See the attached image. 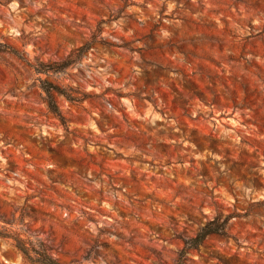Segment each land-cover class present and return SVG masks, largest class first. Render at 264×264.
<instances>
[{
  "label": "rangeland",
  "instance_id": "1",
  "mask_svg": "<svg viewBox=\"0 0 264 264\" xmlns=\"http://www.w3.org/2000/svg\"><path fill=\"white\" fill-rule=\"evenodd\" d=\"M0 42L2 235L180 264L217 207L241 216L181 264H264V0H0ZM40 80L86 96L56 95L66 125ZM0 264L29 263L0 237Z\"/></svg>",
  "mask_w": 264,
  "mask_h": 264
},
{
  "label": "trees",
  "instance_id": "2",
  "mask_svg": "<svg viewBox=\"0 0 264 264\" xmlns=\"http://www.w3.org/2000/svg\"><path fill=\"white\" fill-rule=\"evenodd\" d=\"M91 45L84 44L81 49H88ZM0 52H10L16 53L14 49L6 44L0 42ZM70 55H67L66 58L61 61V63L53 62L50 64H45L41 61H37L36 64H30L36 72H46L48 70L58 71L62 68L67 67L72 61L68 60ZM40 88L44 92V96L47 102V107L49 111L56 116L63 125H66L67 118L60 111L57 102L56 95H64L70 102H80L82 98L86 96L81 94V96H71L64 94V91L54 83H51L47 80H40ZM241 214L236 211H229L223 213L220 209L216 207V211L213 217L207 219L198 230L192 235H182L180 238L182 240V247L179 249V263L181 264L183 260L187 257V254L190 251L197 250L198 247L204 242V240L212 234L228 236L229 231V221L232 218H238ZM0 237H9L13 240V246L22 254L23 258L29 264H68L62 263L58 259L54 258L47 251V247L44 245L38 249L34 244L27 240L23 239L17 235H2Z\"/></svg>",
  "mask_w": 264,
  "mask_h": 264
}]
</instances>
